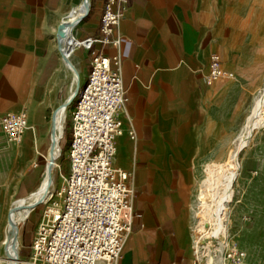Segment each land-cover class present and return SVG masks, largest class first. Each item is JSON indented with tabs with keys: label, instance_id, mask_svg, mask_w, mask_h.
Listing matches in <instances>:
<instances>
[{
	"label": "crops",
	"instance_id": "crops-1",
	"mask_svg": "<svg viewBox=\"0 0 264 264\" xmlns=\"http://www.w3.org/2000/svg\"><path fill=\"white\" fill-rule=\"evenodd\" d=\"M69 1H0V113L26 109L39 128L40 144L43 111L69 95L61 53L48 42L57 11ZM107 3L91 0L78 38L103 36ZM122 8L112 33L121 44L94 45L112 67L120 58L130 92L118 112L122 132L115 158L138 195L128 210L132 230L119 264H202L192 228L196 165L207 164V149L222 150L236 103L264 75V0H128ZM84 51L86 81L90 50ZM213 54L221 56L226 72L210 84ZM20 143L0 127V158L10 153L14 158V168L10 163L0 170V240L14 180L30 177L39 157L28 129ZM241 164L264 166V156L246 157ZM240 189L241 210L253 214L248 228L262 230L258 258L264 262V168L256 177L239 179L237 193ZM248 249L246 260L255 264V251Z\"/></svg>",
	"mask_w": 264,
	"mask_h": 264
},
{
	"label": "built area",
	"instance_id": "built-area-1",
	"mask_svg": "<svg viewBox=\"0 0 264 264\" xmlns=\"http://www.w3.org/2000/svg\"><path fill=\"white\" fill-rule=\"evenodd\" d=\"M127 1L108 0L102 15L103 36L78 41V46L90 50L92 60L71 112L70 170L60 191L63 203L45 210L29 264H119L132 230L128 210L137 194L128 182V172L115 158L116 137L122 132L118 112L130 92L123 83L120 58L114 60V68L110 58L94 46L98 41L121 44V38L112 33ZM224 73L221 56L213 54L207 82L213 83ZM29 126L27 110L0 116V127L11 141L22 142ZM224 264L252 263L246 261L244 250L233 245L225 251Z\"/></svg>",
	"mask_w": 264,
	"mask_h": 264
},
{
	"label": "bare ground",
	"instance_id": "bare-ground-1",
	"mask_svg": "<svg viewBox=\"0 0 264 264\" xmlns=\"http://www.w3.org/2000/svg\"><path fill=\"white\" fill-rule=\"evenodd\" d=\"M90 6L91 0H70L60 11V23L57 28V35L60 37L58 48L60 53L62 48L66 52V69L71 73L70 92L65 101L53 112L51 147L47 156V169L41 183L30 194L15 199L7 211L5 236L2 239L5 253L0 256V260L7 264H29L28 260L20 258V222L32 213L39 202H49L54 196L52 187L57 177L54 166L60 152L59 139L63 133L66 113L71 109V101L80 92L79 87L82 83V59L78 54L77 25L87 14ZM249 110H252V114L248 116ZM233 121L241 128L238 137L234 140V147L227 152L225 159L210 161L204 168L205 177L201 184L198 203L199 221L195 247L207 258L206 264H224L222 252L231 241L227 237L226 221L230 215L228 201L234 193V181L241 169L239 153L249 145L256 129L264 126V82L260 94L256 96L251 106L236 109ZM28 137L33 140L35 149L39 150L41 133L36 125L29 126ZM13 159L11 153L0 158V170L7 171L10 163L11 168H14ZM244 252L247 258V250Z\"/></svg>",
	"mask_w": 264,
	"mask_h": 264
},
{
	"label": "rangeland",
	"instance_id": "rangeland-1",
	"mask_svg": "<svg viewBox=\"0 0 264 264\" xmlns=\"http://www.w3.org/2000/svg\"><path fill=\"white\" fill-rule=\"evenodd\" d=\"M2 1V0H0ZM65 6V5H64ZM60 8L57 11L56 14V22L54 27H56L53 31V34L49 37L48 42L51 43L52 47L56 50L58 48L59 40L57 35V28L60 23V11L64 8ZM78 26V25H77ZM85 37L78 38V41H83ZM79 49V56L83 59L84 54L86 53L84 51L85 47L83 45L78 46ZM89 50V49H88ZM89 56L87 62H90L89 65L91 67V60L92 55L89 51ZM63 58H61V68L62 71H64L65 76V90L66 92H70V84H71V73L66 69L67 61ZM85 62L82 60V72H81V79L82 83L79 87L82 88L85 82V73L83 72ZM87 65V71L89 69L88 63ZM221 66H222V58H221ZM223 67V66H222ZM91 69V68H90ZM225 70V69H224ZM90 72V70H89ZM226 72V71H225ZM89 74V73H88ZM225 74V73H224ZM223 74V75H224ZM221 77V76H220ZM217 80V79H216ZM215 80V81H216ZM214 81V82H215ZM213 82V83H214ZM264 82V75L260 76V80L258 85H256L255 90L249 94L246 98L240 99L238 103H236V109L238 107H245V106H251L254 99L257 95L260 94L262 90V85ZM68 96V95H67ZM57 100L55 102H52V104L43 111L42 116L44 118V121L46 123L45 127V139L44 142L40 144L39 150H38V159L34 163L33 170L31 172L30 177H24L23 175H19L16 180H14V186L11 188L10 192V198L7 203V211L12 205L13 201L19 197L26 196L30 194L32 191H34L38 185L41 183L46 169H47V156L51 147V141H52V131H53V112L54 110L65 101L67 98ZM78 95L76 94L73 100L71 101V109L68 110L66 113L65 119H64V129L63 133L59 139V145H60V152L57 156V163L54 166V171L57 175L56 180L53 184L52 190L54 192V196L52 199L49 200V202H39L33 209L32 213L25 219H23L20 222V258L22 260H29L31 255V245L33 243V239L35 237L36 229L38 228L39 223L43 220V215L45 210L49 206H55V204L61 206L63 203V195L60 193V191L63 189L64 185V175L69 173L70 170V160L68 156V146L72 137V117L71 112L73 111V107L77 101ZM26 110V109H25ZM9 111L1 112L0 115L3 113H6ZM12 112V111H10ZM236 110H233L231 113V119H230V126L228 127V133L226 134L225 141H224V147L222 150L218 151L216 153L215 149H207L206 150V156L207 157V163L212 161H221L225 159L227 152L232 149L235 145L234 140L238 137L240 126L236 124L235 121H233V115ZM252 114V110L248 111V116ZM248 120V117L246 118V121ZM32 124V122H30ZM30 124V125H31ZM244 126V125H243ZM243 128V127H242ZM22 143V142H21ZM20 143V144H21ZM34 144V143H33ZM256 156H264V126L262 128L256 129L254 133V137L250 140V143L248 146L243 148L239 153V159L241 162H244V158L246 157H256ZM204 157V158H205ZM201 161L203 160V156L200 157ZM206 163L203 162L199 165H196V171L199 175V181L195 189L194 193V199L192 201V228L194 233V238L196 240V236L198 235L197 232V225L199 221V201H200V194L202 189V181L205 177L204 168ZM264 168V166H259L256 164H241L240 173L236 177L234 181V193L230 200L228 201V208L230 210V215L227 222L228 227V234L227 237L230 239V243L224 248L222 252V258L224 260V253L225 251L230 248L233 245H236L238 248L242 250H247L249 253V247L252 248V250L255 251V264H263L264 262L261 261L259 258L262 257L263 252V246H262V230L261 229H250L248 228V225L250 224V218L253 219L251 213H246L241 210L242 204H245V197L242 195L243 192L238 190L237 193V187H238V180L243 177H253L258 176L261 173V170ZM29 176V175H28ZM136 191V190H135ZM136 194L138 195V192L136 191ZM136 195V197H137ZM135 197V198H136ZM6 225V221H5ZM5 228L3 230V236L0 240V256L4 255L5 253V244L2 242V239L5 236ZM254 233H256L254 235ZM226 240V237L224 238ZM204 242V240H203ZM216 252V251H215ZM251 253V252H250ZM198 255L201 259L202 264H206V257L202 256L201 252H198ZM248 255V254H247ZM259 257V258H258ZM252 263V262H251ZM0 264H7V262L0 260ZM254 264V263H252Z\"/></svg>",
	"mask_w": 264,
	"mask_h": 264
},
{
	"label": "water",
	"instance_id": "water-1",
	"mask_svg": "<svg viewBox=\"0 0 264 264\" xmlns=\"http://www.w3.org/2000/svg\"><path fill=\"white\" fill-rule=\"evenodd\" d=\"M88 13V12H87ZM59 37V36H58ZM58 40H59V44H60V37L58 38ZM61 52H62V55L64 56V58H65V60H67L66 59V55H65V50L62 48L61 49Z\"/></svg>",
	"mask_w": 264,
	"mask_h": 264
}]
</instances>
